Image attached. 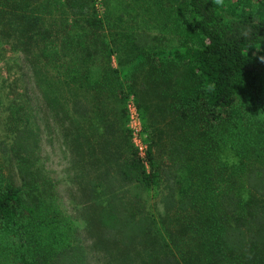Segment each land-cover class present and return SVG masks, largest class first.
<instances>
[{
  "label": "trees",
  "instance_id": "1",
  "mask_svg": "<svg viewBox=\"0 0 264 264\" xmlns=\"http://www.w3.org/2000/svg\"><path fill=\"white\" fill-rule=\"evenodd\" d=\"M55 1L58 7L68 4L73 12L78 8L72 5L74 0ZM159 1L169 5L166 20L178 45L169 51L136 53L124 65L107 68L94 63L110 62L113 56L99 33L102 22L96 12L76 25V32L70 24L61 37L43 26L41 13L30 11L45 0H0V54L18 53L29 62L31 56L35 62L41 57H48V64L60 62L54 67L56 74L45 77L42 66L36 70L57 113L60 100L55 95L60 86L74 98L78 117L86 118L92 109L107 129L110 125L102 120L101 108L109 97L119 103L126 125V103L131 96L138 98L141 89L155 96L154 113L169 117L178 134L196 132L201 137V142L185 139L183 149V154L188 152V190L194 179L205 181L193 190L190 204L196 215L187 222L168 216L157 220L144 206L135 210L144 193L158 188L151 145L140 158L126 128L128 157L121 164L109 142L100 146L101 157L92 165L105 168L81 192L88 204L102 208L96 225L101 236L93 245L103 250L106 264H264V0ZM140 74L144 82L137 89ZM52 75L59 86L50 81ZM7 82L1 78L0 106L8 112L15 136L10 149L5 144L0 148L6 155L14 153L10 155L18 163L19 178L28 185L36 177L31 156L38 148V133L22 116L23 100ZM209 85L214 88L209 90ZM82 94H92L93 99L85 102L94 107L81 102ZM141 104L148 113L147 103ZM215 130L229 135L216 136ZM224 149L240 158L235 168L244 175L245 186L241 191L225 188L209 194L212 179H205L204 173L219 172L209 161L214 159L212 153L218 156ZM198 155L202 159L198 166L190 165ZM173 179L169 178L162 200L166 211L178 204ZM38 201L0 169V255L7 254L10 264H85L86 254L77 246L43 252L44 234L57 222ZM99 242L106 245L100 247Z\"/></svg>",
  "mask_w": 264,
  "mask_h": 264
},
{
  "label": "rangeland",
  "instance_id": "2",
  "mask_svg": "<svg viewBox=\"0 0 264 264\" xmlns=\"http://www.w3.org/2000/svg\"><path fill=\"white\" fill-rule=\"evenodd\" d=\"M61 1L64 2V0ZM67 5L58 7V2L55 0H45L42 7L31 6L30 11L32 14L41 13L43 26L58 32L61 37L66 36L63 29L69 28L71 24L75 28L73 32H76V25L83 24L85 18L93 16L92 14L96 12L97 18L102 22L99 33L113 52L110 62H106L105 59L94 62L97 67H119L129 62L131 56L136 53L169 51L178 45L171 25L166 20L165 13L169 6L166 2L74 0L72 5L78 7L76 12ZM77 12L82 14L78 15ZM75 13L76 16L73 15ZM6 49L9 50L8 45ZM31 60L33 64L14 52L0 54V85L1 78H6L8 88L11 87L23 100L22 116L29 118L31 125L38 133V148L35 155L31 156L32 169L36 177L32 178L28 185L22 184L18 175V163L10 155L14 153L11 151L6 155L2 148H0V169L5 178L11 180L16 187L23 188L25 192L36 196L41 204L44 203L47 215H55L57 223L54 222V225L57 227L55 229L53 225L51 231L44 234L46 238H44L43 252L63 246H77L86 254L85 264H106L107 258L103 257V250L96 249L97 247L93 245L97 236H101L96 225L102 208L95 204H88L81 190L90 188V182L96 178L98 170L105 168L104 166L99 169L96 165H92L101 157L100 146H104V143L109 142L110 150L118 156L120 164L128 157L126 128L130 131L131 143L134 146L130 130L131 107H135L140 121L143 135L141 142L145 144L146 150L149 145L153 148L152 156L158 177V188L144 193L143 202L135 210L144 206L157 220L166 219L168 216L187 222L188 217L196 215V209H192L190 202L193 200L194 188L197 184L200 185L201 181L194 179L191 189L188 190V152L183 154L185 139H197L201 142V137L196 132H189L188 135L178 134L170 124L169 117L154 113L153 110L158 104L155 96L141 93V89L138 91V98L131 96L126 103L128 112L126 125L117 100L105 97L101 110L104 112L102 120L110 125L106 129L92 109L88 110L86 118L78 117L73 112L74 98L72 99L66 90L59 86L57 76L52 75L50 81L59 86L55 95L60 100L56 104L60 106L57 107L59 110L57 113L48 103L47 88L39 81L36 70L42 66L41 70L44 71L45 77L46 74H56L54 71L60 66V62L48 64V57L46 59L41 57L40 62H35V56H31ZM47 69L53 71L49 72ZM143 77V74H140L136 83L137 89L143 85ZM79 98H82V103L86 99H93L92 94H82ZM142 101L147 103L148 113L142 108ZM83 104L94 107L93 103ZM9 124V114L3 106H0V147L1 144H5L8 149L11 148L15 136L10 131ZM215 131L216 136L227 137V132ZM224 150L218 156L215 152L212 153L214 159L209 161V165L218 168L219 172L204 173L205 179L207 177L212 179L210 185L212 189L207 192L209 194L216 190L214 192L216 195L225 188L241 191L245 186L244 175L241 174V170L237 172L235 168L240 158L236 157L231 149L225 152ZM139 156L144 158L145 152ZM205 157L207 158L208 155ZM199 159L202 160L198 155L195 159H191L189 164L198 166ZM170 176L174 177L172 182L175 184V197L178 204L174 209L166 211L162 200L167 194L166 185L169 178H172ZM224 178H227L226 182ZM204 182H201V186ZM201 190L196 191L201 193ZM126 200L131 201L128 196ZM136 213L138 216L139 213L137 211ZM57 240L60 242L57 243ZM103 245L106 243H98L100 247ZM4 255L5 257L0 255V264H10V257L7 254Z\"/></svg>",
  "mask_w": 264,
  "mask_h": 264
},
{
  "label": "built area",
  "instance_id": "3",
  "mask_svg": "<svg viewBox=\"0 0 264 264\" xmlns=\"http://www.w3.org/2000/svg\"><path fill=\"white\" fill-rule=\"evenodd\" d=\"M130 113H131L130 130H131L133 144L138 150L139 154H143L146 151V147L145 144L141 142V138H143V135L141 134L140 121L135 107H131Z\"/></svg>",
  "mask_w": 264,
  "mask_h": 264
},
{
  "label": "clouds",
  "instance_id": "4",
  "mask_svg": "<svg viewBox=\"0 0 264 264\" xmlns=\"http://www.w3.org/2000/svg\"><path fill=\"white\" fill-rule=\"evenodd\" d=\"M217 4H221L223 2V0H216ZM212 88H214V85H209V90H211Z\"/></svg>",
  "mask_w": 264,
  "mask_h": 264
}]
</instances>
